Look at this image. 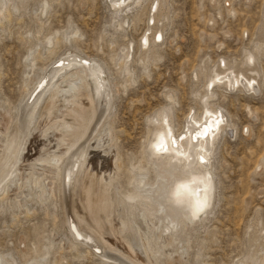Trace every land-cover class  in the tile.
<instances>
[{
  "label": "rangeland",
  "instance_id": "374dc122",
  "mask_svg": "<svg viewBox=\"0 0 264 264\" xmlns=\"http://www.w3.org/2000/svg\"><path fill=\"white\" fill-rule=\"evenodd\" d=\"M152 2L145 0L140 7L126 10L127 14L120 12L119 26L112 25L114 13L108 0L11 2L17 11L11 10V18L0 25V172L7 163L6 143L12 141V152L18 142V113L36 93L31 94L30 77L51 69L71 51L99 61L111 83L112 99L102 126L111 129L108 139H103L108 150L96 152L92 162L107 190L104 196L110 197L109 191L116 196L133 194L137 169L148 170L152 177L147 156L152 125L147 119L168 105L174 129L180 131L188 113H200L204 73L221 67L220 58L238 65L243 51L254 48L252 41L264 22V0H157L156 10L149 14ZM69 26L74 31L66 41ZM146 28L150 32L142 48L140 38ZM157 28L162 36L154 44ZM120 50L130 54L126 74L118 61ZM254 52L260 70L254 91L246 92L241 85L232 90L218 83L211 87L215 95L209 104L221 108L231 134L223 132L213 146L210 164L218 183L215 206L204 226L180 234L187 248L181 264H241L244 254L264 247V47ZM39 124L34 125L35 131ZM33 152L28 151L22 168L33 159ZM31 176L36 187L20 188L0 201L1 255L11 256L16 264H130L122 255L128 244L126 230L118 232L112 246L102 247L104 252L100 251L109 258L102 259L89 243L67 236L72 214L60 176L53 177L48 188L47 180L38 184V175ZM111 214L109 219L118 229V219ZM95 215L105 230L104 216ZM138 226L144 230L139 218ZM147 231L150 254L157 264H166L165 240L151 241L152 225ZM257 253L260 262L264 250Z\"/></svg>",
  "mask_w": 264,
  "mask_h": 264
},
{
  "label": "bare ground",
  "instance_id": "6f19581e",
  "mask_svg": "<svg viewBox=\"0 0 264 264\" xmlns=\"http://www.w3.org/2000/svg\"><path fill=\"white\" fill-rule=\"evenodd\" d=\"M212 1L214 2L210 0ZM11 2L13 3V0H0V25L3 20L11 18V10L17 11ZM108 2L114 13L112 25L119 26L123 22H118L116 19L119 13H126V10L132 7H140L145 0H108ZM157 6V0H154V3L150 4L149 14L154 12ZM43 8H46V5H43ZM148 24H152L150 16H148ZM73 31L74 29L69 26L68 33L64 36L66 41H69ZM148 32L150 28H146L144 36L140 38L142 48H146ZM161 36V31L157 28L152 42L158 43ZM50 40L51 38L47 41ZM252 46L254 47L252 50L243 51L240 64L228 65L220 58L221 67L209 68L204 73L206 90L199 98L200 113L198 115L194 111L188 113L180 131L174 129L168 105L161 107L147 119V123L152 125L147 141V156L150 160L151 170H149L152 177H148V170L137 169L135 171L137 179L133 185L134 193L116 196L109 191L110 197L104 196L107 191L105 185L102 183V178L97 176L96 169L92 167L96 152L106 154L108 146L103 139L107 140L106 137L111 134L110 127L107 129L103 127L107 130V134L102 129L106 122L103 115L109 111L112 99L109 76H106L104 67L99 61L71 51L66 52L63 57L56 60V64L51 69L41 74H32L30 77V81L34 83L31 94L34 91L36 93L31 98V102L29 97L23 103L18 113V142L15 148L11 152L12 141L5 145V149L9 152L5 157L6 166L0 172V201L6 200L11 193L18 192L20 188L36 187L37 184L32 183L31 174L38 175L40 178L37 179L38 184L47 180L45 186L51 185L48 182L53 177L60 176L72 214L67 231V236L72 241L89 243L99 257L108 260L109 258L102 254L104 252L102 247L112 246L118 239V232L126 230L128 244L122 255L128 263L157 264L149 250L147 229L152 225L155 235L151 241L164 239L162 246L169 247L166 252L168 258L166 264H181L187 256V248L182 245L180 234L183 231L189 232L196 226H204V222L213 212L218 184L210 164L213 146L223 132L231 134L229 129L231 125L226 122L221 108L209 104V100L215 95L211 87L218 83L224 89L232 90L241 85L246 92L255 90L254 83L260 70L256 65L258 55L254 50L264 47V22L260 27L258 38L252 41ZM118 56H120L118 61L122 64V72L126 74L130 54H124L120 50ZM38 118L39 121L36 123ZM102 118L103 122H101ZM189 122L193 127L199 124L201 134L196 139L184 133V127ZM38 123H40L39 129L35 131L34 125L36 124V127ZM208 126H210L208 135H204L203 130ZM169 128L173 133L172 138L166 136ZM162 134L164 138L161 139ZM244 134H246V126ZM182 136L184 139H181ZM154 144L161 146L157 149L153 147ZM31 149L34 151L33 159L24 169L23 162ZM11 188L14 189L12 192ZM45 192V188L39 192L40 198ZM200 203L204 204L203 210L193 216L194 208ZM97 212L104 216L105 230L104 227L102 228L104 224L100 223L102 220L96 218ZM113 212L119 222L118 229L117 226H113L112 219H109ZM138 218L144 230L138 226ZM84 226L88 228L85 227L84 230ZM72 244L76 249V244ZM263 250L264 247L259 248V251ZM259 251H249L244 254L241 264H264V255L260 262L256 260ZM0 264L16 263L11 256L6 259L0 254ZM34 264L41 263L35 261Z\"/></svg>",
  "mask_w": 264,
  "mask_h": 264
},
{
  "label": "snow or ice",
  "instance_id": "6c2138e0",
  "mask_svg": "<svg viewBox=\"0 0 264 264\" xmlns=\"http://www.w3.org/2000/svg\"><path fill=\"white\" fill-rule=\"evenodd\" d=\"M157 39H159V36H157ZM205 114L208 115L207 113H205ZM217 123H219V121H217ZM209 128H210V126L204 128V130H203L204 135H208ZM184 133L188 136H191L192 139H196V137H198L201 134L200 130H199V124H197L196 127H193L191 122H189L184 127ZM172 135H173L172 130L169 128L168 132L166 133V136H167V138H172ZM160 138L161 139L164 138V134H162ZM181 139H184V137L182 136ZM172 143L173 144L175 143L174 139L172 140ZM160 146H161L160 144H154L153 145V147H156L157 149H159ZM165 147H166V145H165ZM201 160H203V157H201ZM177 194H178V190H177ZM203 208H204L203 203L198 204L193 210V216H195L199 212H201L203 210Z\"/></svg>",
  "mask_w": 264,
  "mask_h": 264
}]
</instances>
